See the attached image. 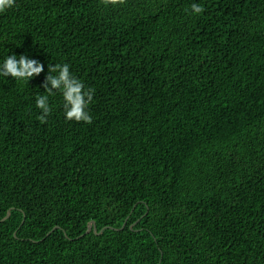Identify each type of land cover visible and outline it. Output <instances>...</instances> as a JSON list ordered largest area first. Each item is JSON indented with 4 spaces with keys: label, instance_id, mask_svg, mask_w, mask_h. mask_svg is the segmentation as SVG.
<instances>
[{
    "label": "trees",
    "instance_id": "trees-1",
    "mask_svg": "<svg viewBox=\"0 0 264 264\" xmlns=\"http://www.w3.org/2000/svg\"><path fill=\"white\" fill-rule=\"evenodd\" d=\"M14 53L45 68L0 75V264H264V0H15ZM64 63L90 122L40 119Z\"/></svg>",
    "mask_w": 264,
    "mask_h": 264
},
{
    "label": "clouds",
    "instance_id": "clouds-1",
    "mask_svg": "<svg viewBox=\"0 0 264 264\" xmlns=\"http://www.w3.org/2000/svg\"><path fill=\"white\" fill-rule=\"evenodd\" d=\"M15 0H0V12L13 7ZM191 9L194 14L203 11L201 5L193 3ZM45 64L30 58L26 53H16L7 56L0 62V75L11 76L18 80H31L44 71ZM48 72L42 87L48 93L36 98V106L41 109L40 119L43 121L51 111L49 96L53 90H59L63 98V109L66 120L90 122L92 116L88 111L89 104L93 99V90L85 88L83 82L75 77L69 70V65H47ZM54 73V74H49ZM51 85V87H49Z\"/></svg>",
    "mask_w": 264,
    "mask_h": 264
},
{
    "label": "water",
    "instance_id": "water-1",
    "mask_svg": "<svg viewBox=\"0 0 264 264\" xmlns=\"http://www.w3.org/2000/svg\"><path fill=\"white\" fill-rule=\"evenodd\" d=\"M9 215H10V210L8 211L6 217H8ZM6 217H5V218H6ZM125 225H126V222L123 223V225H122L121 228H123ZM55 228H59V226H55L54 229H55ZM92 229L94 230L95 233L100 234V233L105 229V227H103L100 231H98V230H97L96 222H95L94 220H92V221H90V223H89V225H88V227H87V230L85 231L84 234L89 233ZM50 232H51V231H50ZM50 232H48V234H49Z\"/></svg>",
    "mask_w": 264,
    "mask_h": 264
}]
</instances>
